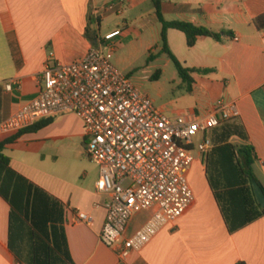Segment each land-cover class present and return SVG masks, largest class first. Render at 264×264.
<instances>
[{
    "label": "crops",
    "instance_id": "1",
    "mask_svg": "<svg viewBox=\"0 0 264 264\" xmlns=\"http://www.w3.org/2000/svg\"><path fill=\"white\" fill-rule=\"evenodd\" d=\"M113 1L0 0V122L39 93L48 61L82 59L90 48L102 44L104 28L110 32L126 27L123 37L152 36L154 42L147 49L154 51L162 42V24L153 1L131 0L121 14L95 16V9ZM161 8L167 21L193 23L221 35L220 39L199 36L190 47L184 32L168 29L169 48L183 67L208 71L191 74L189 97L177 102L181 105L162 109L172 117L194 119L219 102L236 101L241 111L237 123L247 137L234 135L230 142L254 147V171L264 186V30L254 24L264 13V0H163ZM49 119L45 126L27 129L7 144L5 153L11 167L54 203L52 232L62 243L66 239L76 264H264V215L231 233L209 182L207 158L222 141L220 130L203 133L201 141H212L208 152L198 150L195 138L190 146L195 156L189 172L194 203L141 250L122 260L118 246L101 239L106 209L96 204L104 205L109 196L96 188L101 171L87 155L82 119L64 113L36 124ZM211 161L217 165L216 157ZM79 211L92 214L94 220L75 222ZM10 212L9 202L0 194V264H27L9 245ZM150 214L137 212L125 237L141 228ZM27 245L26 239L24 253Z\"/></svg>",
    "mask_w": 264,
    "mask_h": 264
},
{
    "label": "built area",
    "instance_id": "2",
    "mask_svg": "<svg viewBox=\"0 0 264 264\" xmlns=\"http://www.w3.org/2000/svg\"><path fill=\"white\" fill-rule=\"evenodd\" d=\"M131 0H116L94 14L123 13ZM114 29L103 36L80 60L70 63L48 61L42 72L39 93L9 118L0 122V135L28 128L38 121L64 113L82 119L88 157L100 167L96 183L109 196L104 205L106 220L101 239L118 246L126 260L141 250L160 230L183 216L195 201L189 172L195 160L190 146L199 133L241 116L236 101L219 102L204 116L189 119L170 116L155 106L132 77L113 64L112 47L122 36ZM12 82L7 87L12 88ZM212 141L205 138L198 150L206 153ZM130 181L128 187L123 184ZM150 212L145 224L125 237L134 215ZM94 216L76 213L74 221L91 223Z\"/></svg>",
    "mask_w": 264,
    "mask_h": 264
},
{
    "label": "trees",
    "instance_id": "3",
    "mask_svg": "<svg viewBox=\"0 0 264 264\" xmlns=\"http://www.w3.org/2000/svg\"><path fill=\"white\" fill-rule=\"evenodd\" d=\"M152 1L162 24V50L173 59L180 77L190 90L191 74L208 70L183 67L169 48L168 29L174 28L184 32L190 47L196 44L199 36L220 39L221 35L193 23L167 21L162 14L163 0ZM254 24L259 30H264V13L254 19ZM159 75L160 71L156 77ZM50 122L51 119L15 133L0 135V194L11 206L9 245L27 264H76L67 248L66 239L62 243L55 235V230L52 232L54 203L40 187L11 167V158L5 153L6 145L18 140L27 129H38ZM214 130H220L222 141L212 147L208 154V178L228 229L234 233L264 215V208L257 201L253 189V180H257L263 190L264 186L254 171V147L230 142L234 135L247 137L237 119L225 121ZM212 156L216 157V166L211 161ZM26 239L28 250L24 253L23 245Z\"/></svg>",
    "mask_w": 264,
    "mask_h": 264
},
{
    "label": "rangeland",
    "instance_id": "4",
    "mask_svg": "<svg viewBox=\"0 0 264 264\" xmlns=\"http://www.w3.org/2000/svg\"><path fill=\"white\" fill-rule=\"evenodd\" d=\"M114 24L111 22L112 27ZM126 29L122 27L121 30ZM108 32L103 29V35ZM153 42L152 36L141 39L138 34L125 33L124 37H118L112 46L115 48L113 64L130 75L141 91L150 96L156 107L181 105L177 102L185 95L189 97L187 84L183 83L173 59L162 50V42L152 52L147 49ZM151 56L153 58H150ZM159 71L160 75L156 77ZM203 137V133L195 137L197 145ZM129 185L130 181L123 184L124 187Z\"/></svg>",
    "mask_w": 264,
    "mask_h": 264
},
{
    "label": "water",
    "instance_id": "5",
    "mask_svg": "<svg viewBox=\"0 0 264 264\" xmlns=\"http://www.w3.org/2000/svg\"><path fill=\"white\" fill-rule=\"evenodd\" d=\"M253 189L259 204L264 208V190L257 180H253Z\"/></svg>",
    "mask_w": 264,
    "mask_h": 264
}]
</instances>
